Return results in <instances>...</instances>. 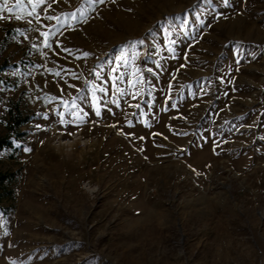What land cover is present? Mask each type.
I'll return each instance as SVG.
<instances>
[{
    "label": "rangeland",
    "instance_id": "1",
    "mask_svg": "<svg viewBox=\"0 0 264 264\" xmlns=\"http://www.w3.org/2000/svg\"><path fill=\"white\" fill-rule=\"evenodd\" d=\"M15 5L0 134L29 120L0 152V264H264V0Z\"/></svg>",
    "mask_w": 264,
    "mask_h": 264
},
{
    "label": "trees",
    "instance_id": "2",
    "mask_svg": "<svg viewBox=\"0 0 264 264\" xmlns=\"http://www.w3.org/2000/svg\"><path fill=\"white\" fill-rule=\"evenodd\" d=\"M2 66L3 64H0V71ZM16 107L15 109H10L9 117L6 121V133L0 134V152L14 148L15 140H18L23 135L19 127L29 120V117L24 115L17 105ZM16 175L14 171L3 169L0 165V214H6L13 207V205H9L6 202H11L15 198L13 183Z\"/></svg>",
    "mask_w": 264,
    "mask_h": 264
},
{
    "label": "snow or ice",
    "instance_id": "3",
    "mask_svg": "<svg viewBox=\"0 0 264 264\" xmlns=\"http://www.w3.org/2000/svg\"><path fill=\"white\" fill-rule=\"evenodd\" d=\"M22 2H23V0H16L15 7L16 8H20ZM89 2L90 3H104L105 0H89ZM228 2H229V0H224L225 5H227ZM28 3L32 4V11L28 12V15L32 16L35 13V11H36V4L37 3L42 4V3H44V0H28ZM6 5H7V0H4V3L0 4V12H3V11L6 10L9 14L13 13L14 9L12 7H6ZM16 19L19 20L20 16L17 15ZM49 19H52V17H49ZM29 22H31V21H29ZM44 35L47 36L48 34L44 33ZM49 46L50 45L47 42H45V47H49ZM67 51H70V50H67ZM87 55H88V53H84V56H87ZM117 59H121V57L118 56ZM49 71H51V70H49ZM113 71H115V69H113ZM54 75L60 76V72H55ZM137 82H139V81H137ZM99 91L101 93H103L105 90L103 88H100ZM93 101H94L93 107L95 108V115L97 117H100L101 116V111H100V108L97 106V103H96L97 98L95 97V95L93 96ZM113 103H115V101H113ZM71 107L72 108H76L77 107L75 101H73ZM68 111H69L70 115H72L73 120L76 121L77 123H80V124L84 123V117H86L88 115L86 112L83 115H80L79 112H75V113L71 112V109H68ZM59 115L61 117L60 123L61 124L66 123V121L63 119L64 113H59ZM25 151H30V149L26 148Z\"/></svg>",
    "mask_w": 264,
    "mask_h": 264
},
{
    "label": "clouds",
    "instance_id": "4",
    "mask_svg": "<svg viewBox=\"0 0 264 264\" xmlns=\"http://www.w3.org/2000/svg\"><path fill=\"white\" fill-rule=\"evenodd\" d=\"M82 190L86 191L87 193H92L96 189L94 186H90L88 182H85L84 184H82Z\"/></svg>",
    "mask_w": 264,
    "mask_h": 264
}]
</instances>
